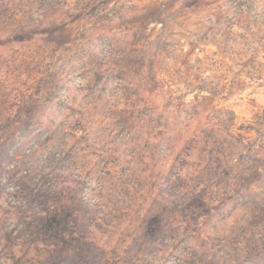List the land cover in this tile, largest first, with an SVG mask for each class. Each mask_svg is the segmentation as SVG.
I'll return each instance as SVG.
<instances>
[{
	"label": "rangeland",
	"instance_id": "rangeland-1",
	"mask_svg": "<svg viewBox=\"0 0 264 264\" xmlns=\"http://www.w3.org/2000/svg\"><path fill=\"white\" fill-rule=\"evenodd\" d=\"M49 90L56 97L46 102ZM35 112V121L62 127L55 156L81 148L80 168L110 149H128L132 159L148 130L137 144L128 141L122 120L134 124L132 136L140 121L168 122L158 139L167 166L178 159L197 183L182 199L140 204L159 250L148 259L264 264V0H0V124H8L0 145ZM33 125L0 148V161H8L0 166L3 245L8 204L26 202L20 191L28 186L29 195L44 188L31 183L39 180L33 171L51 169L45 155L31 156L48 135ZM101 216L110 218L106 210ZM185 228L189 234L176 236Z\"/></svg>",
	"mask_w": 264,
	"mask_h": 264
},
{
	"label": "trees",
	"instance_id": "trees-1",
	"mask_svg": "<svg viewBox=\"0 0 264 264\" xmlns=\"http://www.w3.org/2000/svg\"><path fill=\"white\" fill-rule=\"evenodd\" d=\"M44 95L46 102L56 97L54 90H49ZM35 117L36 112L29 120L14 128L12 135L5 138L4 143L0 145V148L6 145L20 127L30 128L33 124V127L40 126L39 133L47 130L48 135L40 142L41 148L38 147L31 156L42 158L45 155L49 159L48 165L52 164L50 171L42 170L37 174L33 171L34 177L31 179L34 180L38 176L39 180H29L35 184L41 182L44 188L37 190L32 187V194L29 195L28 186L25 191H20L21 196L27 194L26 202L17 201L12 207L8 204L5 222L6 226L11 228L10 241L7 238L4 245L0 243L1 264H152L148 259L149 254L151 255L152 251L158 253L159 250L151 243L155 241L147 237L146 226H142L147 223L148 218L139 213L140 204L146 201L153 203V199L157 198L165 200L167 196L173 198L175 195L182 199L187 190L194 186L192 182L197 183L196 178H188L186 171H183L184 167L176 162L178 159L167 166L169 151L161 152L158 139L169 131V123H162L161 118H155L153 124L140 121L137 134L132 136L130 130H133L134 124L129 125L127 119L122 120L121 127L128 128V134L132 136H123L127 137L128 141L137 144L136 138L148 130L145 138L136 145L132 159L128 157V149H124L122 155H116L115 150L110 149L97 152L94 163L89 167L80 168L76 166L80 159L84 158L81 157V148L74 144L63 154L55 156V153L62 149L61 141L65 142L64 137L58 135L62 127L53 125L51 120L35 121ZM7 125L0 124V127L2 129ZM76 129L79 130L78 125ZM171 146L167 144V148ZM89 154L96 152L90 150ZM12 159L11 154L10 162ZM72 159L75 166L66 165L68 160ZM7 162L0 161V166H6ZM27 164L25 160L23 165L31 171ZM179 180L183 189L175 193L174 187L181 186ZM95 183H101L99 188ZM110 187L118 189L116 195L106 194ZM88 188L94 191L89 193ZM192 196L196 198L200 195L195 193ZM103 197L107 199V204ZM208 201L214 203L216 199ZM105 210L110 215L107 220L101 216ZM13 211H17L14 218ZM0 223L2 224L1 220ZM12 227L18 231L17 235L11 234ZM189 231L185 228L176 236L187 235ZM185 239H188V236ZM164 247L166 246L162 245V248ZM140 249L144 250V253L137 255Z\"/></svg>",
	"mask_w": 264,
	"mask_h": 264
}]
</instances>
